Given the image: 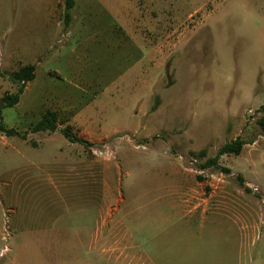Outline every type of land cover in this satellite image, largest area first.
<instances>
[{
	"label": "rangeland",
	"instance_id": "1",
	"mask_svg": "<svg viewBox=\"0 0 264 264\" xmlns=\"http://www.w3.org/2000/svg\"><path fill=\"white\" fill-rule=\"evenodd\" d=\"M30 1L0 0V103L18 90ZM167 2L148 83L115 85L91 111L116 132L84 145L67 125L33 132L39 114L3 110L18 133L0 131V248L12 209H52L75 231L74 264L264 263V0ZM236 138L242 152L219 155ZM200 168L223 173L215 191Z\"/></svg>",
	"mask_w": 264,
	"mask_h": 264
},
{
	"label": "crops",
	"instance_id": "2",
	"mask_svg": "<svg viewBox=\"0 0 264 264\" xmlns=\"http://www.w3.org/2000/svg\"><path fill=\"white\" fill-rule=\"evenodd\" d=\"M33 2L26 10L31 15L25 21L20 67L34 64L36 71L16 105L39 114L37 122L55 112L58 125L78 126V135L89 141L116 132H104V123L91 111L103 107L100 95L115 85L127 89L141 77L143 86L148 83L155 68L154 30L172 19L169 2L75 0L70 22L65 21L66 0ZM12 210L11 248L0 264H74L69 255L76 246L70 239L75 231L61 227L52 209L19 215Z\"/></svg>",
	"mask_w": 264,
	"mask_h": 264
},
{
	"label": "trees",
	"instance_id": "3",
	"mask_svg": "<svg viewBox=\"0 0 264 264\" xmlns=\"http://www.w3.org/2000/svg\"><path fill=\"white\" fill-rule=\"evenodd\" d=\"M75 4V0H66V11H65V21L70 22L71 20V9ZM36 66L34 64H28L21 66L17 71L13 74V80L18 83V90L15 93H5L1 98L0 103V131L5 133L8 136L16 135L18 133L17 130L13 128H9L3 117V110L7 107H12L16 105L19 100L22 92L24 91L25 85L28 81H31L35 77ZM262 115L258 119V125L261 130L264 132V105L261 108ZM57 114L52 111L46 112L42 118L35 123L31 130L33 132L38 131H57L59 129V125L57 123ZM64 136L69 139L71 142H78L84 145H88L89 142L84 138L80 137L77 133L73 132V127L71 125H67L66 127L61 129ZM245 145L244 140L241 138H236L232 142L226 143L219 150V155L225 153H235L240 154L242 152L243 146ZM218 156L208 160L205 165L217 164Z\"/></svg>",
	"mask_w": 264,
	"mask_h": 264
},
{
	"label": "built area",
	"instance_id": "4",
	"mask_svg": "<svg viewBox=\"0 0 264 264\" xmlns=\"http://www.w3.org/2000/svg\"><path fill=\"white\" fill-rule=\"evenodd\" d=\"M255 113L256 112L254 110L249 109V110H247L246 115L248 117H253L255 115ZM198 173L200 175H203L204 177L207 178V180L210 181V187L212 188L213 191H215L217 189V187H218L217 183L219 181L224 180L223 173H220L219 175H217L213 172H210L209 169L200 168V169H198ZM253 189L256 191L259 190V188L256 186H253ZM5 238H6L7 242L5 243V245L2 248H0V258H3L4 256H6L9 253L10 248H11L9 245L10 235L8 234L7 236H5Z\"/></svg>",
	"mask_w": 264,
	"mask_h": 264
}]
</instances>
